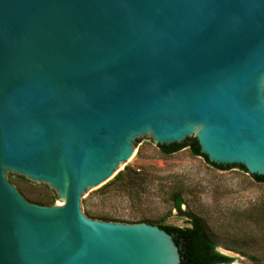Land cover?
I'll list each match as a JSON object with an SVG mask.
<instances>
[{
  "label": "water",
  "instance_id": "1",
  "mask_svg": "<svg viewBox=\"0 0 264 264\" xmlns=\"http://www.w3.org/2000/svg\"><path fill=\"white\" fill-rule=\"evenodd\" d=\"M187 137L264 182V0H0V264H181L165 229L81 199L143 138Z\"/></svg>",
  "mask_w": 264,
  "mask_h": 264
},
{
  "label": "rangeland",
  "instance_id": "2",
  "mask_svg": "<svg viewBox=\"0 0 264 264\" xmlns=\"http://www.w3.org/2000/svg\"><path fill=\"white\" fill-rule=\"evenodd\" d=\"M14 184L30 201L59 203L49 193L17 180ZM177 195L188 214L176 207ZM81 207L86 214L130 223L148 220L189 226L188 215H194L203 221L218 249L234 257L232 263L264 264V182L238 169H212L189 146L164 153L143 138L114 177L85 191Z\"/></svg>",
  "mask_w": 264,
  "mask_h": 264
},
{
  "label": "trees",
  "instance_id": "3",
  "mask_svg": "<svg viewBox=\"0 0 264 264\" xmlns=\"http://www.w3.org/2000/svg\"><path fill=\"white\" fill-rule=\"evenodd\" d=\"M138 142V139L136 140ZM185 146H189L190 150L194 155H203L208 161V157L200 151V145L196 137H187L183 142H175L169 145L159 144V147L164 153H171L179 150ZM211 162V161H210ZM217 167L223 168L231 166V164L225 166L223 164H217L212 162ZM240 165L243 169H246L242 164ZM258 181H264V175L252 174ZM119 177V174L117 175ZM12 183L13 181L10 180ZM33 202L51 205L54 204L52 201H39L34 200ZM183 199L181 196H175V204L181 214H188L182 210ZM88 216L96 219L110 220V221H122L108 215H100L96 213L88 212ZM190 217L189 226H177L171 224H165L162 222H154L144 220L145 222L156 224L161 228L165 229L172 234L176 245L179 247L181 256V264H229L234 261V257L222 253L218 249V243L207 231L203 221L194 215H188Z\"/></svg>",
  "mask_w": 264,
  "mask_h": 264
},
{
  "label": "bare ground",
  "instance_id": "4",
  "mask_svg": "<svg viewBox=\"0 0 264 264\" xmlns=\"http://www.w3.org/2000/svg\"><path fill=\"white\" fill-rule=\"evenodd\" d=\"M231 264H236V263H231Z\"/></svg>",
  "mask_w": 264,
  "mask_h": 264
}]
</instances>
